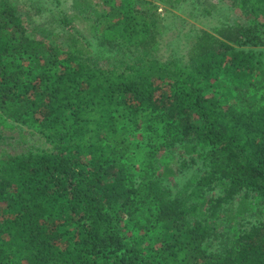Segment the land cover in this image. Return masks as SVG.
<instances>
[{
    "label": "trees",
    "instance_id": "trees-1",
    "mask_svg": "<svg viewBox=\"0 0 264 264\" xmlns=\"http://www.w3.org/2000/svg\"><path fill=\"white\" fill-rule=\"evenodd\" d=\"M44 1L0 0V264H264V0L167 58L189 0Z\"/></svg>",
    "mask_w": 264,
    "mask_h": 264
},
{
    "label": "rangeland",
    "instance_id": "rangeland-1",
    "mask_svg": "<svg viewBox=\"0 0 264 264\" xmlns=\"http://www.w3.org/2000/svg\"><path fill=\"white\" fill-rule=\"evenodd\" d=\"M20 7H24L30 11L35 25L48 27L49 29H56L57 23H49L50 15L43 13L41 15H34V10L31 11L32 0H17ZM65 4L66 8L71 7V0ZM232 0H189L188 5L180 9H175L171 18L167 21V26L165 28V33L162 36V54L165 57H170L171 55L181 56L183 53V44L187 40H190L192 36L201 33L202 31H208L211 33L215 32V29L222 26L233 23L237 20L238 10L233 7ZM97 1L95 0H79L82 7H85L87 3L93 6ZM45 4V1L42 0ZM211 5H217V7H212ZM136 6H143L142 2H139ZM162 7V6H161ZM71 12V11H70ZM209 12L211 16H208ZM162 17L165 15V10H159ZM166 24V23H165ZM84 28V25H80ZM58 27V26H57ZM97 41H94V45H97ZM100 55V54H99ZM98 56V55H97ZM104 60L101 61V63ZM24 132L29 134L30 129L26 126L23 128ZM196 168H190L184 170V172L179 173V180L168 184L165 187L170 188L173 193H177L185 187L189 182L194 181L195 175L198 173ZM217 193V190L212 194Z\"/></svg>",
    "mask_w": 264,
    "mask_h": 264
}]
</instances>
